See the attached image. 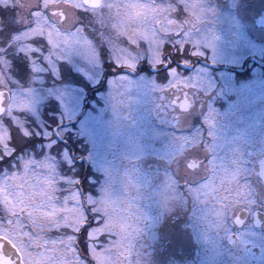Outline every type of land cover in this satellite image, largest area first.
<instances>
[{"label":"rangeland","instance_id":"1","mask_svg":"<svg viewBox=\"0 0 264 264\" xmlns=\"http://www.w3.org/2000/svg\"><path fill=\"white\" fill-rule=\"evenodd\" d=\"M55 2L72 6L61 7L69 21L60 23L57 15L39 13L34 10L39 7H32L31 27L14 38L16 44L22 43V49H25L24 42L28 37L45 42L44 46L33 42L26 47L31 52L28 65L31 74L26 84L12 78L9 63L5 66L3 57H0V88L10 93L8 110L0 117V151L5 155L11 152L7 146L11 133L8 120L22 138L34 135L45 139L34 148L29 147L18 154L22 172L40 170L51 175L56 165L63 178L76 181L71 173H78L77 168H65L63 171L61 161L45 156L56 139L52 137L53 129L46 127L48 121L43 116V107L50 100L55 101L58 110L48 114L59 123L63 121L64 125L66 121L77 119L74 125L59 126L57 133L62 141H65L63 135L71 136L79 152L84 151V155H79L76 160L86 157L89 168L87 183L78 184L73 190L84 193L86 206L92 205V211L99 214L102 222L89 234L91 239L85 260L84 253L80 254V245L71 248L51 242L57 232L49 231V225L59 213H54L47 206L40 193H34L24 220L25 224L31 222L33 227L21 232L5 222L0 230V248L8 243L19 254L23 264H156L153 254L159 253L152 248L158 239L156 219L162 217L163 203L166 205L172 196L178 199L184 194L179 189L174 192V179L169 169L173 146L162 144L163 141L168 142L164 123L172 117V106L164 99L171 91L186 88L188 80L172 75L166 83L157 84L151 75L144 74L138 78L116 75L109 78L105 90L97 92V102L89 101L84 109L83 87L55 80H59L57 61H62L93 87L104 72L101 54L107 51L110 53L107 59L114 64L131 63L140 56L152 65L161 43L155 29L148 25L149 21L143 22V15L140 21L137 13L150 7H163L165 3L158 6L144 0H103L101 7L89 9L78 0ZM124 7L135 8V12L124 15ZM80 16L88 26L90 23L88 28L93 26L96 30L97 45L85 33L82 23H78ZM187 38L194 41L198 36L193 32ZM120 41L128 44L121 45ZM232 46L236 49L231 53L243 49L242 44ZM46 73L51 76L49 85L44 84ZM196 84L201 85V82ZM151 109L156 116L154 119L150 116ZM159 134L165 139L157 144L158 141H152V138ZM40 150L42 152L37 154ZM52 155L55 157V153ZM152 155L161 160H151L149 157ZM63 159L68 160L67 153ZM4 183L7 185L10 181L5 180ZM188 188L185 187L186 190ZM210 209L205 204L194 211L197 216L191 220L195 228L211 226L204 214ZM70 211L77 226L83 223V212L79 207ZM27 233H32V236ZM37 235L40 239L34 238Z\"/></svg>","mask_w":264,"mask_h":264},{"label":"flooded vegetation","instance_id":"2","mask_svg":"<svg viewBox=\"0 0 264 264\" xmlns=\"http://www.w3.org/2000/svg\"><path fill=\"white\" fill-rule=\"evenodd\" d=\"M55 1L0 0V57L5 66L9 63L15 81L13 61L19 58L29 65L31 52L26 47L32 39L26 38L22 49L14 38L31 27L32 12L57 15L60 23L70 20L61 7L72 6ZM144 1L165 3L137 13L157 32L161 46L155 62L151 65L136 56L131 69H113L116 73L106 74L104 84L120 74L151 75L157 84H164L167 81L155 68L160 57L176 59L185 47L195 52L181 58L189 69L169 72V77L189 82L164 99L172 106V117L164 123L168 142L162 143L173 146L169 169L174 192L184 194L163 203L162 217L154 218L158 239L152 248L159 254L153 258L156 264H264V0ZM102 4L103 0L98 7ZM123 12L133 13L135 8ZM193 32L198 39L189 41ZM91 40L97 45V38ZM232 44H242L243 49L231 53L236 49ZM90 101L97 102V93ZM162 138L159 134L152 141L160 144ZM205 204L211 207L204 212L211 226L195 228L194 211Z\"/></svg>","mask_w":264,"mask_h":264},{"label":"snow or ice","instance_id":"3","mask_svg":"<svg viewBox=\"0 0 264 264\" xmlns=\"http://www.w3.org/2000/svg\"><path fill=\"white\" fill-rule=\"evenodd\" d=\"M39 42L43 43L42 40ZM194 55L195 52H188L187 47H185L180 51L176 59L161 56L160 64H157L155 68L159 69L160 74L167 81L170 70H175L179 73L180 68L185 70L190 68L184 63L185 59H181L182 57ZM165 60H167L166 63ZM177 60H179V63H177ZM114 65L117 69L122 67L131 69L133 67L130 62H125L124 65ZM9 136L10 139L7 146L11 149V153L5 155L3 151H0V165H3L0 168V213H2L0 215V230L3 229L5 222L9 227L17 228L21 232H26L27 228L33 227L31 222L25 224L24 220L28 215V204L33 199V194L40 193L42 198L46 200L47 206L54 213H59L55 217L54 222L49 225V231L55 230L57 232L56 238L51 242L53 244L61 243L71 248L80 245L86 251L91 239L89 235L91 230L98 227L102 221L99 218V214L92 211V205L88 204L86 206L87 201L84 193L73 190L78 184H86L89 177L87 160L82 158L77 162L75 158L76 154L82 155L77 149L75 142L70 138L67 141L56 139L48 150V154L45 155L53 161H61V166H66L67 170H71L74 167L81 170L82 176L80 180L69 181L58 173L56 165L51 175L40 170L29 173L22 172L19 168L17 154L24 152L26 148L31 147V144L26 143L17 147L13 144L10 133ZM52 153H55V157H53ZM65 153L68 155L67 161L63 159ZM33 158L35 159V157ZM5 180L10 181V183L5 185ZM76 207H79L83 212V223L78 226L74 223V214L70 211ZM27 234L32 236V233ZM34 238L40 239L39 235ZM7 251V247L0 248V252L6 253ZM13 255H15L14 252ZM17 264H23V262L17 261Z\"/></svg>","mask_w":264,"mask_h":264},{"label":"trees","instance_id":"4","mask_svg":"<svg viewBox=\"0 0 264 264\" xmlns=\"http://www.w3.org/2000/svg\"><path fill=\"white\" fill-rule=\"evenodd\" d=\"M80 22L82 23V27L84 28L85 33L91 39L96 38V33L93 34L91 29L88 28L90 26V23L88 26V22L87 21L85 22L83 19H81ZM41 40L43 41V43L39 42ZM33 42L34 43H41V44H43V46L45 44L43 39H35L34 38V39H32V43ZM101 55H102L101 57L104 59V63H103V67H102L104 72L102 74V78H100L98 83L93 87H90L86 82H84V80L76 72L72 71L66 63H64L62 61H57L58 67H59V80H55V82H57V81L58 82H65V83L67 82L69 84L71 83V84L82 86L83 90H84V100H83V106H82L83 109L86 108V106H88L89 101L95 97V94L97 92H100L105 88L104 77L106 76V74H108V73L115 74L116 73V71L113 70V69H116L114 63L107 59V52H106V54L103 52V54H101ZM12 66H13V69H11V73H12L13 77L16 79V81L19 83H26V81L28 80V78L31 74L29 66H28V62L22 61L21 59L17 58L13 61ZM117 70L119 71L120 69H117ZM45 78H46V81L44 84L49 85V79L51 78L50 73H46ZM56 110H58L57 104L53 100H50L43 107V116L45 117L46 121H48V123L46 124L47 129H52V126L55 124L56 125L59 124L60 127L64 126L63 121L61 123H59L58 120L53 115L48 114V112L50 113L51 111L53 113H55ZM6 122H7L8 126L10 127V130H11L10 134H11L12 142L17 147H19L20 145L29 143V144H31V147L34 148V146H36L39 143H42L45 140L42 136L36 137L34 135L30 136V137L22 138L21 136H19L17 134L15 128L10 124V122L8 120ZM71 125H74V123ZM52 137H53V135H52ZM62 137L64 138L65 141H67L69 138L72 141H74L69 134H67V135L65 134ZM28 148H26L25 150H27ZM41 152L42 151L40 150L37 154H40ZM81 153H82V155H84V151ZM79 155H81V154H76L75 158H78ZM2 167H3V165H0V168H2ZM61 167H62V170L65 171L66 167L65 166H61ZM87 170L89 172L88 164H87ZM71 174L74 178H77V180L81 179L82 173H81L80 169H78V173L72 172ZM79 249H80V254L82 255V252H83L85 255L86 251L83 249V247L79 246ZM83 258H85V260H87L86 255ZM88 261H89V259H88Z\"/></svg>","mask_w":264,"mask_h":264},{"label":"water","instance_id":"5","mask_svg":"<svg viewBox=\"0 0 264 264\" xmlns=\"http://www.w3.org/2000/svg\"><path fill=\"white\" fill-rule=\"evenodd\" d=\"M83 2L88 6H99L101 0H83ZM8 101H9V93L5 90H0V116L6 111L8 106ZM75 121L76 120L67 121L64 124L74 123ZM57 128H58L57 125L53 126L52 128L54 136L62 141L61 136L59 135V133H57ZM83 158L86 159V157ZM80 160L81 159H78L77 161L79 162ZM5 247H7L8 251L6 253L0 252V264H17V261H20L19 254L8 243L5 245ZM13 252L15 253V255H13Z\"/></svg>","mask_w":264,"mask_h":264}]
</instances>
